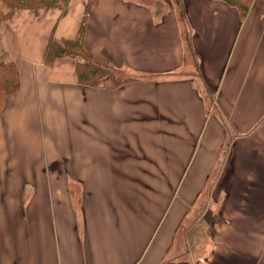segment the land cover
<instances>
[{"label":"crops","instance_id":"obj_1","mask_svg":"<svg viewBox=\"0 0 264 264\" xmlns=\"http://www.w3.org/2000/svg\"><path fill=\"white\" fill-rule=\"evenodd\" d=\"M95 1L0 22V264H264V0ZM82 22L136 78L78 82ZM205 207L198 244L180 227Z\"/></svg>","mask_w":264,"mask_h":264},{"label":"trees","instance_id":"obj_2","mask_svg":"<svg viewBox=\"0 0 264 264\" xmlns=\"http://www.w3.org/2000/svg\"><path fill=\"white\" fill-rule=\"evenodd\" d=\"M56 0H0V22L7 18L11 11L18 7H50ZM176 2V8L179 19L183 18L182 8L179 5V0ZM228 2H234L240 4L242 10L246 9L247 1L242 0H226ZM95 0H88L86 11L89 6L95 4ZM7 7V10L4 9ZM243 13V11H242ZM83 31L84 22L79 28L77 35L72 39L65 40V51L75 56L74 72L76 73L77 80L81 84L94 86L102 84L104 78H109L114 85H119L126 80L134 79L135 76L122 77L118 74H122L121 69L114 67L102 57H91L87 54L83 47ZM182 36L185 44L188 48L191 47L189 42L188 32L183 29ZM60 46L53 41H50L46 47V60H50L54 54L59 52ZM17 82L15 79V65L12 62L6 61L4 57L0 56V97L8 92L15 91L17 89Z\"/></svg>","mask_w":264,"mask_h":264},{"label":"rangeland","instance_id":"obj_3","mask_svg":"<svg viewBox=\"0 0 264 264\" xmlns=\"http://www.w3.org/2000/svg\"><path fill=\"white\" fill-rule=\"evenodd\" d=\"M51 10V9H50ZM43 11H45V10H43ZM57 12H58V14L54 17V21H53V24L55 23V21H57V19L59 18V16L61 15V10H60V8H58L57 9ZM12 44V43H11ZM119 69H121V71H122V74H118L119 76H122V77H126V76H129V74H127V71L125 70V69H123V68H119ZM207 92V91H206ZM214 109H215V107H214ZM209 209H208V207H205L204 209H202V211H204L205 212V214L203 215V217L204 218H200V220H198V219H192L191 218V220L190 221H185L184 222V224H182L181 225V227H180V229H184V231L185 230H187V229H190L191 230V232H189V235H188V237L190 238V239H192L191 241L192 242H196V243H198V244H200L202 241H203V239H204V237H206V233H205V231L204 230H202V226H201V223H204L205 224V222H206V218H208V213H209V211H208ZM199 214H200V211L198 210L197 212H196V215L195 216H199ZM196 220H198V221H196ZM206 232H207V227H206ZM208 237H209V235H208ZM187 248H185L184 250H183V252L182 253H180L178 256H177V259H176V264H195L194 263V261L193 260H191V256H190V254H188V255H186V252L188 253V250H189V248L186 250ZM193 252V251H192ZM174 259V258H173ZM172 259V261H173V263H174V260ZM192 261V262H191ZM172 263V264H173ZM171 264V263H170Z\"/></svg>","mask_w":264,"mask_h":264}]
</instances>
